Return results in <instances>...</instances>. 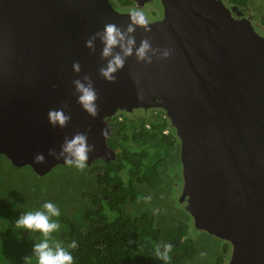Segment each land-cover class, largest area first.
I'll return each mask as SVG.
<instances>
[{"label":"water","instance_id":"1","mask_svg":"<svg viewBox=\"0 0 264 264\" xmlns=\"http://www.w3.org/2000/svg\"><path fill=\"white\" fill-rule=\"evenodd\" d=\"M161 2L164 19L134 35L171 58L148 65L133 55L109 83L102 44L93 54L85 41L109 22L126 28L130 14L110 0H0V155L43 177L66 165L49 150L80 131L95 147L88 165L114 161L108 119L162 109L180 141V203L195 229L230 243L229 264H264V37L218 0ZM85 74L99 93L96 117L77 103L72 82ZM65 103L71 122L53 128L48 112Z\"/></svg>","mask_w":264,"mask_h":264},{"label":"trees","instance_id":"2","mask_svg":"<svg viewBox=\"0 0 264 264\" xmlns=\"http://www.w3.org/2000/svg\"><path fill=\"white\" fill-rule=\"evenodd\" d=\"M152 110L158 117L146 120L131 115L113 130L108 142L119 151L114 161L99 160L82 171L66 165L40 177L31 167L15 168L0 155V264H25V257L33 256L42 234L15 224L29 211L43 210L45 202L57 205L61 213L53 218L61 227L52 238L66 248L73 241L77 244L68 248L74 264H166L155 254L156 246L164 243L173 246L167 264H201L196 260L199 249L193 235L202 231L193 227L192 218L177 223L165 213L167 205L146 207L139 199L163 186L165 166L179 150L174 128L168 118L161 117L165 111ZM148 122L150 130L145 127ZM166 128L169 135L163 134ZM143 138L153 152L131 146L142 144ZM123 171L130 176L127 184L122 180ZM80 174H90L93 180L82 182ZM223 243L216 264L229 260L230 245ZM32 264H37L34 256Z\"/></svg>","mask_w":264,"mask_h":264},{"label":"clouds","instance_id":"3","mask_svg":"<svg viewBox=\"0 0 264 264\" xmlns=\"http://www.w3.org/2000/svg\"><path fill=\"white\" fill-rule=\"evenodd\" d=\"M130 19L131 22L126 28L118 26L115 23H106L102 31L96 32L85 41V46L93 54L96 52V41L99 40L102 44L101 59L107 61V63L99 68V75L109 83L116 82L117 74L125 68L127 59L133 57V55H135L138 62L151 65L154 60H167L171 58L173 54V51L170 48H153L152 42L149 38L142 39L139 46H137L134 35L137 27H142L145 32H151V28L148 26L149 21L143 11L132 10ZM72 67L77 75L81 74L82 68L79 62H74ZM72 83L76 90L77 103L90 116L96 117L99 111L97 104L99 93L95 89L92 78L85 74L80 79H75ZM149 111H152L151 115H142L141 117L146 120L150 119L148 117H158L155 111ZM161 117L166 119V113H162ZM71 119L72 117L67 103L59 109H50L48 112V120L53 128H66L71 122ZM126 119L123 122H127ZM145 127L147 130H150L151 124L148 122L145 124ZM102 134L107 136V130L105 129ZM163 134L169 135L170 129L166 128L163 131ZM111 136H113V130ZM94 151L95 147L88 143V135L76 131L71 137L66 136L64 138V142L61 145L59 152L55 149H50L48 155L57 160H64L66 165L74 166L82 171L86 166H91L93 163L100 160L97 159L90 162L89 165L87 164L89 154ZM149 151L153 152L154 150L149 148ZM34 159L37 164L45 162L44 155L40 153H38ZM123 173L124 171L121 172V176ZM139 199L144 200L145 202L151 201L150 196L140 197ZM155 211L158 212L159 210L157 209ZM60 215V209L57 205L52 202H45L43 204V210H37L34 212L29 211L20 216L16 221V228L39 232L43 236V239L34 245L33 256L36 258L37 264H74V257L68 248H76V242L73 241L68 248H66L61 242L52 238V234L58 232L61 227L58 220L53 218H58ZM161 247L163 248V251H161ZM172 248L173 246L170 243L157 245L155 254L160 260L165 261L167 264L171 259L169 254L171 253ZM33 256L25 257V264H32Z\"/></svg>","mask_w":264,"mask_h":264},{"label":"rangeland","instance_id":"4","mask_svg":"<svg viewBox=\"0 0 264 264\" xmlns=\"http://www.w3.org/2000/svg\"><path fill=\"white\" fill-rule=\"evenodd\" d=\"M152 8H155V6ZM134 113L141 115H151L152 111L145 112L144 110H136ZM178 148L179 150L177 149L175 156H173L165 166L166 174L164 176L165 178L163 181V186L159 189L151 190L148 193V197H151V201L145 202L144 206L157 207L163 204L162 207H165V205H167L165 213L174 218L177 223H180L181 221L190 219L191 216L186 211V204L183 207L180 203L183 191L180 144ZM80 175L82 182L89 183V181L93 180V176L90 174ZM159 210H161V208H159ZM193 237L194 242L199 249L196 260H198L201 264H216L217 258L223 254V249L225 246L223 241L198 231H194Z\"/></svg>","mask_w":264,"mask_h":264},{"label":"flooded vegetation","instance_id":"5","mask_svg":"<svg viewBox=\"0 0 264 264\" xmlns=\"http://www.w3.org/2000/svg\"><path fill=\"white\" fill-rule=\"evenodd\" d=\"M218 1H220L226 7V9L229 10L234 20L244 24L251 25L253 29L260 36L264 37V0H218ZM110 2L113 5L114 9L120 14H131L132 10H140L144 12L149 23L161 22L164 19V8L161 0H131V2L128 3L121 0H110ZM150 5L152 7L155 6V8H152ZM135 111L136 110H134L132 113L118 111L113 117L108 119L109 127L112 130H114L120 124H122L127 117L134 115L135 118H139L140 116H142L141 114H135L134 113ZM110 139H112V136L110 137ZM141 143L142 144L136 142L135 145L131 144V146L137 149L141 148L142 150L149 151L150 147L146 138H143ZM107 144L111 148L110 146L111 141L108 142V139H107ZM115 151L117 153L119 152L117 150ZM122 177H123V181L126 184L128 181H130V176L128 175V173H123ZM192 225L194 227L193 223ZM231 256H232V247L230 245L229 260L227 261V264H229Z\"/></svg>","mask_w":264,"mask_h":264},{"label":"bare ground","instance_id":"6","mask_svg":"<svg viewBox=\"0 0 264 264\" xmlns=\"http://www.w3.org/2000/svg\"><path fill=\"white\" fill-rule=\"evenodd\" d=\"M6 157V156H5ZM7 158V157H6Z\"/></svg>","mask_w":264,"mask_h":264}]
</instances>
